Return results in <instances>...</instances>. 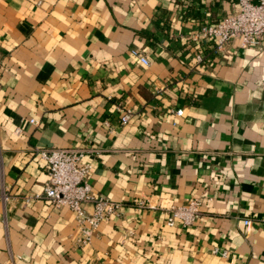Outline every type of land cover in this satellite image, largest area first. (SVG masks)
<instances>
[{"label":"crops","instance_id":"crops-1","mask_svg":"<svg viewBox=\"0 0 264 264\" xmlns=\"http://www.w3.org/2000/svg\"><path fill=\"white\" fill-rule=\"evenodd\" d=\"M237 10V0H0V264H264V34L221 51L192 39ZM52 147L84 150L93 194L124 204L86 244L68 207L23 204L42 190L39 150ZM189 198L201 199L194 222L169 226L167 207Z\"/></svg>","mask_w":264,"mask_h":264},{"label":"built area","instance_id":"built-area-1","mask_svg":"<svg viewBox=\"0 0 264 264\" xmlns=\"http://www.w3.org/2000/svg\"><path fill=\"white\" fill-rule=\"evenodd\" d=\"M238 10L235 13L223 17L216 23L202 24L192 34L195 41H212L215 49L221 51L231 40H238L241 47L259 46L264 34V0H237ZM130 54L142 65H149V59L144 49L132 48ZM198 62L202 60L201 54H196ZM182 109H177L178 115ZM131 116V110H123L120 115V122L127 123ZM29 122L37 125L38 119L29 117ZM14 132L19 133L20 128ZM40 157L44 160L46 180L40 192H31L23 197V204L29 205L36 200L51 204L55 208L68 207L73 213L77 224L78 233L76 241L79 244H86L90 241L92 232L99 224L112 216H118L123 208V202L112 201L108 198L95 196L87 182V176L91 172L89 162L81 163L84 150L68 148H47L39 150ZM8 198L5 192H0V200ZM92 206L88 212L83 204ZM133 205L143 208L148 205L146 199L133 200ZM201 206V199L189 198L182 204L168 206L169 217L167 224L172 226L180 221L183 226H190ZM264 225V217L260 219ZM243 224L248 230L252 224L251 218H244ZM222 256L226 255L225 250H213Z\"/></svg>","mask_w":264,"mask_h":264}]
</instances>
